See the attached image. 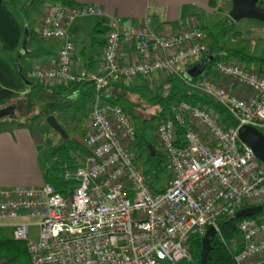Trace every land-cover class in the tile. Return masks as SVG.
<instances>
[{
  "label": "built area",
  "instance_id": "1",
  "mask_svg": "<svg viewBox=\"0 0 264 264\" xmlns=\"http://www.w3.org/2000/svg\"><path fill=\"white\" fill-rule=\"evenodd\" d=\"M226 1L217 0L219 5ZM82 16L99 17L106 25L96 70L74 67L69 29ZM36 35L62 43L57 60L31 69L27 78L55 84L90 81L95 94L85 151H76L75 168L64 170V178L75 181L71 188L62 194L48 183L0 187V219L14 221L12 238L25 243L30 264H182L191 259V236L202 237L210 225L218 231L220 216L262 205L264 162L239 139L238 128L252 125L264 134V73L221 59L211 75L189 84L221 104L237 125H224L199 104L172 103L155 128L170 168L168 180L157 187L130 152L136 139L130 113L104 101L101 91L114 78L159 72L183 78L211 40L195 27L157 33L131 20L122 24L95 5L61 2L43 5ZM123 44L134 52L133 61H121ZM225 79L247 93H237ZM237 228L242 248L235 264H264V209L242 217Z\"/></svg>",
  "mask_w": 264,
  "mask_h": 264
},
{
  "label": "crops",
  "instance_id": "2",
  "mask_svg": "<svg viewBox=\"0 0 264 264\" xmlns=\"http://www.w3.org/2000/svg\"><path fill=\"white\" fill-rule=\"evenodd\" d=\"M64 1L78 5H95L102 8L107 16L118 18L122 24L131 20L145 29L157 33L177 32L188 27H195L200 29L209 39L214 34L206 30L216 27L217 23L218 26H221L223 21L229 17L231 8V1L229 0L223 5H219L217 0ZM47 2L46 0L44 3ZM14 8H16L14 0H0V88L7 87L15 91L21 83L20 73L27 75L31 69L57 60L62 41H58L56 54L48 50H41L36 53L29 50L20 52L18 49L24 31H28L29 40L31 36H36L43 8L39 10L41 12H37L34 23V27L37 23L36 29L32 28L28 20L29 7H25L24 11L17 8L14 10ZM16 10L24 12L21 15L22 22L17 20L14 13ZM105 33V22L99 17L82 16L72 23L69 29V37L73 43L74 65L88 70L99 68ZM28 39L27 44L29 43ZM3 47H6L8 51H3ZM16 50L17 52H15ZM3 59L7 62H4ZM120 59L124 62L134 60V52L125 44L122 45ZM229 59L226 58L225 60ZM224 81L237 93L241 95L247 93L233 82L227 79ZM50 151H47L44 141L25 126L0 129V187H12L19 185L22 181H25L24 185L29 186L38 185L41 181L44 182L43 175L49 164ZM8 226V224L0 222V233L12 238V228L11 235H6Z\"/></svg>",
  "mask_w": 264,
  "mask_h": 264
},
{
  "label": "rangeland",
  "instance_id": "3",
  "mask_svg": "<svg viewBox=\"0 0 264 264\" xmlns=\"http://www.w3.org/2000/svg\"><path fill=\"white\" fill-rule=\"evenodd\" d=\"M44 2H46V0L36 1L34 3L30 2V0H14L16 8L21 11H24L25 7H29L30 12L28 20L30 25H32V28L35 29L37 28V23L34 27L37 12L42 10V3ZM16 8H14V10ZM19 10L14 11V13L17 20L22 22L21 15L24 14V12H20ZM206 31L213 32L225 49H243L247 53L264 57L263 22H258L253 19L233 21L230 17H227L221 26H218L217 23L216 27H211ZM24 37L25 31L22 34L21 43L19 44L18 50L20 52H26L29 50L32 53H36L41 50H48L49 52L56 54L58 50V41L42 40L37 35L31 36L30 40L28 39L29 45L27 44L28 46L24 49ZM15 52H17V50ZM4 55L7 57L6 54ZM229 60L231 61V59ZM233 60L238 61L234 58ZM74 67L78 70L84 69L76 64ZM188 69L189 67L187 70ZM23 75L29 80L25 74ZM172 77L173 76L169 73L159 72L152 76H136L129 79L114 78L110 80L109 83H115V86L107 87L105 88V91H102L103 96H106L107 94L111 96L109 99L111 104L124 108L130 113L133 119L136 139L130 146V152L133 154L137 162H139L145 170V167L148 165L146 164L149 152L147 145L151 144L153 149L165 160V164L167 165L166 172L169 175V163L166 156L163 154L161 147L157 143L155 135V128L160 119L152 117L154 114H157V108L151 101H149V98L158 93L159 87L168 86L169 83L167 82ZM29 81L33 80L30 79ZM36 82L40 83L39 81ZM42 84L49 87L55 85V83L46 82H43ZM72 92L73 91L71 90H67L62 95H55L52 94L50 89H48L47 91L41 92L36 98H32L28 94V88L21 82L19 87L14 91V96L12 98L0 102V108L10 105L14 107L13 116L0 120V129H12L14 127L25 126L29 131L35 132L40 139L44 141L47 151H50L53 146L57 145L62 140L60 134L54 131L46 121V117L50 115L48 113L51 112V115L55 117L66 131L68 135L66 140H68V143L74 144L77 142L85 148L83 142L87 133L88 114L91 108V101H79L76 93H74L73 96ZM140 140L142 141V145L138 146ZM49 162L50 157L48 158V163ZM168 178L169 176L162 175L155 185L157 187H162ZM24 184L25 181H22L19 185H13L12 187L29 186ZM43 184L44 182L41 181L40 184L33 186H40ZM261 203L264 204V199ZM0 222L9 225L14 221L10 219H0ZM34 229L35 227L31 228L33 232L35 231ZM6 235H11L10 226L6 228ZM239 240H241L240 236ZM182 264H196V262L191 256V259L188 262Z\"/></svg>",
  "mask_w": 264,
  "mask_h": 264
},
{
  "label": "trees",
  "instance_id": "4",
  "mask_svg": "<svg viewBox=\"0 0 264 264\" xmlns=\"http://www.w3.org/2000/svg\"><path fill=\"white\" fill-rule=\"evenodd\" d=\"M36 1L39 0H31L32 3ZM47 1L70 4L64 0ZM255 8L264 11V0H258L255 4ZM210 40L208 51H206L201 58V60H209L200 74L192 80H188L185 75L183 78L173 76L168 80V86L159 87L158 93L149 98V101L157 108V114H154L152 117L163 119L167 116L172 103L176 101H187L211 109L219 116L220 121L226 126L237 125V121L221 104L215 99L207 97L203 93L189 87V84L203 74L207 76L211 75L215 61L221 59L225 60L226 58H234L252 67L257 72L264 73V57L247 53L243 49H225L215 35H212ZM3 51H8V49L3 47ZM4 62L7 61L4 60ZM30 82L32 84L29 87L24 85L28 88V94L32 98H36L41 92L47 91L48 89L55 95H62L67 90H71L73 91L72 94L76 93L79 101H91L92 103L95 94L94 85L90 81L55 84L51 87L42 84L43 82L37 83L34 80ZM110 86H115V83H108L102 91H105V88ZM13 96L14 90L7 87L0 88V102L8 100ZM110 97L111 96L108 94L106 96L102 95V99L106 102H109ZM48 114H51V112ZM182 133V130H178L179 135ZM141 145L142 141L140 140L138 146ZM76 151L82 152L85 151V149L77 142L69 144L68 140L62 139L49 153L50 162L44 171V183L51 184L59 193L64 194L66 190L75 184L74 180L65 179L63 174L65 169L71 170L75 168L76 165L73 155H75ZM146 164L148 165L145 167L144 172L147 177L152 179L153 185L159 181L162 175L170 176L166 172L167 165L165 164V160L157 151H155L154 156L151 155L150 151L148 152ZM262 205L264 206L263 203ZM241 218L242 217L236 218L234 216H220L217 218L216 225L218 231H216L211 241V249L206 264H235L234 257L242 248L241 240H239L240 233L237 228L238 221ZM201 238V236L193 235L188 239L190 255L196 264L199 263L200 259ZM0 264H30L25 243L23 241L14 240L13 238H8L3 233H0Z\"/></svg>",
  "mask_w": 264,
  "mask_h": 264
},
{
  "label": "water",
  "instance_id": "5",
  "mask_svg": "<svg viewBox=\"0 0 264 264\" xmlns=\"http://www.w3.org/2000/svg\"><path fill=\"white\" fill-rule=\"evenodd\" d=\"M231 1V8L229 11V17L233 21H240L242 19H253L260 22H264V11L255 8V4L258 0H230ZM28 31L25 32V37L23 40V47L26 49L27 46V39H28ZM209 59H202L190 67L185 72V77L188 80H192L198 74H200L205 64L208 62ZM20 80L26 86H30L32 83L26 79V77L20 73ZM14 115V107L13 106H6L0 108V120L6 117H10ZM47 123L51 126V128L60 134L63 140H66L67 133L61 124L55 119L53 115H48L46 117ZM238 136L239 139L250 146L256 156V158L262 162H264V134L261 133L256 127L252 125H242L238 128ZM147 149L150 151L151 155H155V150L153 149L151 144L147 145ZM264 206L254 205L244 207L238 210L234 217H250V216H257L262 213ZM216 234V228L213 225H210L206 231V233L201 238V251H200V259L198 264H206L209 258V251L211 249V241Z\"/></svg>",
  "mask_w": 264,
  "mask_h": 264
},
{
  "label": "flooded vegetation",
  "instance_id": "6",
  "mask_svg": "<svg viewBox=\"0 0 264 264\" xmlns=\"http://www.w3.org/2000/svg\"><path fill=\"white\" fill-rule=\"evenodd\" d=\"M192 66H193V65H192ZM192 66H191V67H192Z\"/></svg>",
  "mask_w": 264,
  "mask_h": 264
}]
</instances>
